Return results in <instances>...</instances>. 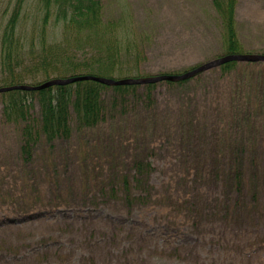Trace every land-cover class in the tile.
<instances>
[{"label": "rangeland", "instance_id": "rangeland-1", "mask_svg": "<svg viewBox=\"0 0 264 264\" xmlns=\"http://www.w3.org/2000/svg\"><path fill=\"white\" fill-rule=\"evenodd\" d=\"M101 1L106 22L142 39L147 59L136 75L227 56L213 0ZM237 22L244 54H264V0H239ZM249 75L264 86V62L124 95L110 87L102 123L80 131L73 123L70 140L38 143L30 161L0 102V264H264V209L251 212L250 180L264 162V98L252 93L247 118ZM137 161L151 164L141 186ZM235 163L245 192L230 178ZM123 177L143 201L125 199Z\"/></svg>", "mask_w": 264, "mask_h": 264}, {"label": "trees", "instance_id": "trees-1", "mask_svg": "<svg viewBox=\"0 0 264 264\" xmlns=\"http://www.w3.org/2000/svg\"><path fill=\"white\" fill-rule=\"evenodd\" d=\"M31 2L32 0H0V89L24 85L29 80L32 81L31 85L38 86L52 79L78 75L112 79L151 77L135 74L147 59V54L141 50L144 48L142 39L139 41L128 33H120L117 24L106 22L105 7L101 0H36L29 30L26 23L29 20ZM238 2L239 0H213L226 38V55L246 53L239 38ZM241 63L230 62L219 68L224 74H229ZM184 72L161 75H180ZM192 78L168 82L184 85ZM245 81L249 92H245L248 100L244 109L248 112L246 117L252 119L255 117L252 115L255 106L249 99L254 91L262 93L263 99L264 86L260 85L261 79L256 76L249 75ZM136 86L139 85L108 86L95 81H80L41 91H3L0 92L2 121L18 128L21 153L25 160L30 161L38 143L53 145L70 140L76 130L73 123L79 131L95 128L102 123L107 113L103 104L106 89L112 87L124 95ZM147 87L151 90L153 84H147ZM37 106L39 110L36 111ZM235 109L233 118L237 119L238 110ZM135 166V182L141 186L146 182L145 172L151 170V164L137 161ZM222 172L220 170L216 174L220 176ZM230 175V178L236 176L235 186L238 190L245 192V180L240 166L236 164V169H232ZM250 180L251 194L256 200V206L251 212L255 213L257 207L264 209V204L259 201L264 193V162L260 173L256 168ZM122 181L127 201L144 200L143 197L133 196L127 177H123ZM235 186L234 183L230 185L231 188ZM243 207L245 205H241L240 209Z\"/></svg>", "mask_w": 264, "mask_h": 264}, {"label": "water", "instance_id": "water-1", "mask_svg": "<svg viewBox=\"0 0 264 264\" xmlns=\"http://www.w3.org/2000/svg\"><path fill=\"white\" fill-rule=\"evenodd\" d=\"M230 62H242V63H259L264 62V54L260 55H247V54H233V55H227L218 59H215L213 61H210L206 64H203L199 67H196L195 69L188 71L181 75H158L154 77L144 78V79H112V78H103L93 75H78V76H71L64 79H52L50 81H47L41 85L38 86H32V85H16L11 86L7 88H1L0 92L3 91H10V90H23V91H41L53 86H65L69 84H75L80 81H95L104 85L112 86H125V85H141V84H155L160 81H173V80H187L189 78L195 77L199 74H201L204 71L211 70L214 68H218L224 64L230 63Z\"/></svg>", "mask_w": 264, "mask_h": 264}]
</instances>
